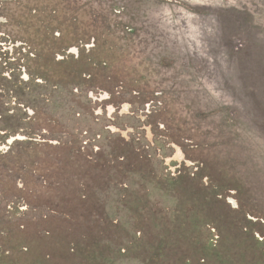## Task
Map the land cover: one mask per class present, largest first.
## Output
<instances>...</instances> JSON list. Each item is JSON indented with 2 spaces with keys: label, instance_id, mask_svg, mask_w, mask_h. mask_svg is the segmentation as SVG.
Segmentation results:
<instances>
[{
  "label": "rangeland",
  "instance_id": "374dc122",
  "mask_svg": "<svg viewBox=\"0 0 264 264\" xmlns=\"http://www.w3.org/2000/svg\"><path fill=\"white\" fill-rule=\"evenodd\" d=\"M174 4L0 0V264H264V0Z\"/></svg>",
  "mask_w": 264,
  "mask_h": 264
},
{
  "label": "snow or ice",
  "instance_id": "6c2138e0",
  "mask_svg": "<svg viewBox=\"0 0 264 264\" xmlns=\"http://www.w3.org/2000/svg\"><path fill=\"white\" fill-rule=\"evenodd\" d=\"M169 2H171V0H169ZM181 2H182V0H176V4H174L173 7L176 8V5L180 4ZM205 2H206V0H186L185 6L191 7L192 5H200V4H203ZM177 10L179 11L180 9H177ZM232 204L234 206H236L235 201H232Z\"/></svg>",
  "mask_w": 264,
  "mask_h": 264
},
{
  "label": "trees",
  "instance_id": "16d2710c",
  "mask_svg": "<svg viewBox=\"0 0 264 264\" xmlns=\"http://www.w3.org/2000/svg\"><path fill=\"white\" fill-rule=\"evenodd\" d=\"M78 60H80V59H78ZM75 73H76V72H74V71H72L71 73H68V77H71V78H70V81H68V84H74L75 82H77V81H76V78H75V77H76ZM72 76H73L74 78H73ZM66 81H67V80H65V81H61V82H62V83H65ZM65 84H66V83H65Z\"/></svg>",
  "mask_w": 264,
  "mask_h": 264
}]
</instances>
